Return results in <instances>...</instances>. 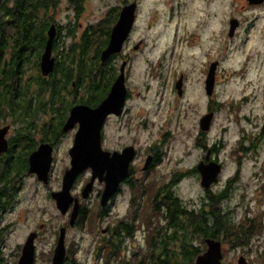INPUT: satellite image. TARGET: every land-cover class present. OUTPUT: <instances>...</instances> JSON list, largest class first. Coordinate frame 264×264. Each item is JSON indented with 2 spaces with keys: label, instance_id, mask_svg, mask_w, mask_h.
Here are the masks:
<instances>
[{
  "label": "flooded vegetation",
  "instance_id": "af4514ba",
  "mask_svg": "<svg viewBox=\"0 0 264 264\" xmlns=\"http://www.w3.org/2000/svg\"><path fill=\"white\" fill-rule=\"evenodd\" d=\"M38 1L43 0H33ZM162 1L157 22L164 25V42L171 45L181 36L180 43L189 44L193 39L192 33L182 31L179 34L178 30L181 14L184 11L193 14V0ZM132 3L135 5L133 18L119 51L102 59L100 56L109 42L110 30L120 10ZM143 3V0H46L44 12L40 11L34 18L30 31L23 29L27 24L22 25L18 33L10 25L5 29L6 38L1 41L5 46L0 47V264H19L27 240L33 247L31 264H52V252L60 234L63 243L61 264H68L75 250L69 244V232L73 229H82L92 236V257L99 256L100 252L106 257L109 252L123 264L132 263L141 259L151 230L168 227L165 221L168 205L173 204L174 207L175 201L180 200L188 207L196 208L213 191L216 181L207 188L200 185L198 165L219 162L221 167L217 180L224 168V163L217 156L220 144L209 143L206 139L216 112L213 91L216 79L214 74L211 93L207 94L205 78L209 65L216 60L207 56L198 66L203 74L201 92L207 100L201 116L212 113L210 126L208 130H198L194 144L199 154L192 165L177 167L178 154H168V144L173 135L168 118L177 110L175 101L188 94L189 83L187 74L174 62V54L167 60L163 53L153 57L143 54L146 38L138 33V28L145 24ZM93 5L95 9L91 8ZM244 6L247 11L261 8V17L259 19L252 11L251 14L229 16L226 23L228 39L236 38L239 29L250 32V28H256L258 20V23L264 20V0H244ZM231 19L236 21V25L229 34ZM51 25L54 27L49 45L52 68L43 74L40 59L48 37L46 32ZM13 31L16 40L8 37ZM88 35L93 41L85 46L82 82L76 90L75 101L69 85L67 93L52 94L50 84L56 77L53 72L56 61L66 57L72 47H83V38ZM174 35L175 40L172 39ZM13 50L20 52L18 60L23 65L22 77L18 74L16 81L24 85L18 89L8 87L7 68ZM138 53L144 62L140 75L133 73L136 63H132ZM120 69L124 94L120 106L116 104L113 111L106 114L99 128L101 152L98 169L92 181L90 167L77 174L69 187L70 202L67 205V193L61 199L60 195L64 194H61V187L63 174L70 167L69 148L73 146L78 129L75 122L67 128L70 110L76 105L90 108L99 105L120 76ZM70 85L73 86V82ZM153 90L159 101L158 113L167 98L166 121L151 117L153 114L147 96ZM9 91L13 93L8 94ZM167 96H172L173 100ZM263 134L264 122L256 134L242 130L241 143L235 147L248 157L249 148L255 149ZM32 167L34 169H30ZM237 176L238 171L230 179ZM186 177L196 178L201 187L203 195L197 203L178 196V183ZM113 180H117V184L111 193L105 195L104 186ZM89 181L90 188L84 192L83 187ZM103 245L102 250L108 245L112 248L104 253L100 250Z\"/></svg>",
  "mask_w": 264,
  "mask_h": 264
},
{
  "label": "rangeland",
  "instance_id": "374dc122",
  "mask_svg": "<svg viewBox=\"0 0 264 264\" xmlns=\"http://www.w3.org/2000/svg\"><path fill=\"white\" fill-rule=\"evenodd\" d=\"M143 1L145 7L142 19L145 24L138 28V33L146 38L143 54L153 57L163 53L166 60L168 56L174 54V62L187 74L186 80L189 83L188 94L175 101L177 110L168 118L169 127L173 129L168 144V154H178L177 167L191 166L196 160L195 156L199 154L194 143L199 130L198 117L205 112L207 100L201 92L203 74L198 70V66L207 56L213 57L218 62L213 90L216 112L212 117V125L206 139L209 143L220 144L217 156L224 163V168L212 190L218 191L228 187V196L219 203L220 208L232 209V215L239 219L243 214L248 213L260 224L258 232H254L247 244L234 247L221 245L223 252L221 260L223 264H236V258L244 256L246 264H264V134L259 138L255 149L249 148L248 157L242 155L238 147H235L242 130L256 134L257 128L264 122V20L260 23L258 20L255 24L256 28H250V32L246 33L245 29H239L236 38L228 39L227 18L231 15L251 14L252 10L247 11L244 0H213V2L193 0L195 6L193 14L187 11L181 14V25L178 30L179 34L182 31L185 34L191 32L193 39L189 44L180 43L181 36L177 41H173L174 35L173 42L169 45L162 37L163 23L157 22L163 1ZM91 8L96 7L93 5ZM260 11L261 8L257 7L252 12L261 17ZM139 55L140 53L136 54V59L132 61L136 63L133 73L138 75L144 70V62ZM153 93L154 90L147 96L153 114L151 117L153 120L162 121V118L168 115L165 111L167 98L164 99L161 112L158 113L159 101ZM167 97L173 100L172 96ZM237 158L240 160L239 165ZM170 159L167 162H170ZM236 171L238 176L230 179ZM178 184V196L185 201L197 203L203 195L194 177H186ZM91 238L92 236L82 229L70 230L69 244L75 249L72 252L75 256V264H94L96 257H92L91 254L93 250ZM105 250L108 249L102 252L105 253ZM260 252L263 254L262 257L259 256ZM99 256L98 261L105 260L101 252ZM108 260V264L117 261L121 263L120 259L114 256Z\"/></svg>",
  "mask_w": 264,
  "mask_h": 264
},
{
  "label": "trees",
  "instance_id": "16d2710c",
  "mask_svg": "<svg viewBox=\"0 0 264 264\" xmlns=\"http://www.w3.org/2000/svg\"><path fill=\"white\" fill-rule=\"evenodd\" d=\"M45 6L46 0L38 2H33V0H0V47L4 48L5 46V42L1 41L3 38L5 40L4 31L9 25L13 26L18 33V29L27 24V27H23V29L30 31L34 18L39 16L40 11L44 12ZM15 31H13V34L8 35L12 40L17 39V36H14ZM91 38V35L86 36L83 38V47H80V45V48L72 47L67 51L66 57L60 58L59 62L56 61L53 71L56 77L54 82L50 84L52 85V94L58 96L67 93V85H69L72 100L75 101L76 90L82 82L81 70L85 64V59L82 56L86 44L93 41ZM14 52L13 50L10 54L12 60L8 63L7 68L10 80L8 87L14 86L18 89V87L24 85V83L16 81L18 74L22 77L21 69L23 65L18 60L20 52ZM11 63L13 65H10ZM90 69L92 70V67ZM14 78L15 81H12ZM72 82L73 86L70 85ZM42 85H39L40 88L43 87ZM12 93L11 91L8 92V94ZM240 143L241 138H239L237 145ZM227 194L228 187L212 191L196 208L188 207L186 202L180 200L175 201L174 207L173 204L168 205L165 212V221L168 227L151 230L150 235L147 236L148 243L142 249L144 251L141 254V259H136L132 263L188 264L203 252L206 238L219 240L221 245L227 244L229 247L247 244L254 232H258L260 224L254 220V216L251 217L248 213L243 214L239 219L232 215V209L220 208L219 203L227 198ZM103 248L104 245L100 250ZM111 248L110 245L107 246V249ZM259 256H263L262 252L259 253ZM94 257H96L94 264H108V258L111 257V254L108 252L104 261H98V256ZM74 260L75 256L71 254L70 263L68 264H72ZM111 264H122V262L117 261Z\"/></svg>",
  "mask_w": 264,
  "mask_h": 264
},
{
  "label": "water",
  "instance_id": "95a60500",
  "mask_svg": "<svg viewBox=\"0 0 264 264\" xmlns=\"http://www.w3.org/2000/svg\"><path fill=\"white\" fill-rule=\"evenodd\" d=\"M134 4H128L119 12L117 17V21L113 25L109 38V42H107L106 48L102 51L100 57L105 58L109 54L119 51L121 42H123L125 36L127 35L128 29L131 25ZM234 25H236V21L234 19L230 20V28L229 34L232 33ZM46 34L48 35L46 45H44L45 49L41 56L40 68L41 73L46 74L47 71H50L52 68V60L49 59L50 55V44L54 35V27L51 25ZM216 64H218L217 60L213 61L212 64L209 65L207 75H206V91L207 94H210L213 83H214V74L216 70ZM122 68V66H121ZM120 76L113 82L110 91L104 100L99 103L94 108H90L83 105L73 106L70 110L69 116L67 118V128L73 126L74 122L78 123V129L76 131L75 140L73 146L69 148V153L71 156L70 167L67 168L65 173L63 174V184L61 187V199L67 193V205L70 202V194L69 187H71L73 181L75 180L77 174H79L83 169L90 167L92 169L91 181L95 176V173L98 169V160H99V152L100 148L98 145V132L99 128L104 120L106 114L108 112L113 111V107L117 104L120 106L123 95L124 94V85H123V76L122 69ZM212 117V113H206L199 117L198 127L201 131L208 130L210 126V120ZM221 165L217 161H209L206 164H199L198 168H200V185L207 188L209 185L215 181H217V175L220 171ZM34 169V167L30 168ZM91 181L87 182L83 187L84 192L89 189L91 185ZM117 184V180H113L107 182L104 186L105 195L111 193ZM76 207V206H75ZM75 210V208H74ZM73 210V213H74ZM72 214V218L74 214ZM71 218V220H72ZM57 244L54 248V252H52V264H61L63 258V243H62V235L60 234L59 240H57ZM221 243L219 240L213 238L205 239V249L203 252L198 254L193 262L188 264H223L222 258V248L220 247ZM33 247L32 243L29 240L26 241L23 246L22 254H20L19 264H31L33 261ZM244 256H239L236 258V264H246V259Z\"/></svg>",
  "mask_w": 264,
  "mask_h": 264
}]
</instances>
